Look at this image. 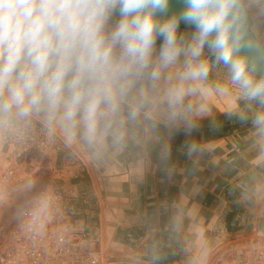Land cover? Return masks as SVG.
<instances>
[{"label": "clouds", "instance_id": "9594fccd", "mask_svg": "<svg viewBox=\"0 0 264 264\" xmlns=\"http://www.w3.org/2000/svg\"><path fill=\"white\" fill-rule=\"evenodd\" d=\"M184 2L182 17L158 22L168 0H0V137L39 123L103 151L144 123L186 118V98L208 93L205 45L242 96L264 108V77L236 55L240 0ZM181 21L196 27L190 42L178 36ZM252 124L264 141V111Z\"/></svg>", "mask_w": 264, "mask_h": 264}, {"label": "crops", "instance_id": "0c3cea01", "mask_svg": "<svg viewBox=\"0 0 264 264\" xmlns=\"http://www.w3.org/2000/svg\"><path fill=\"white\" fill-rule=\"evenodd\" d=\"M245 1L261 39L255 12L264 2ZM195 33L178 27L186 42ZM201 59L209 65L208 93L186 98L193 104L186 118L144 123L103 151L55 134L56 183L72 205L63 222L94 231L101 264H203L230 237L264 234V141L252 124L264 108L242 96L207 45ZM38 157L25 155L24 164L36 167Z\"/></svg>", "mask_w": 264, "mask_h": 264}, {"label": "built area", "instance_id": "2783aa9c", "mask_svg": "<svg viewBox=\"0 0 264 264\" xmlns=\"http://www.w3.org/2000/svg\"><path fill=\"white\" fill-rule=\"evenodd\" d=\"M59 148L55 134L50 135L39 123L23 136L3 138L0 188L22 182L43 166L50 176L13 223L0 228V264H101L94 231L74 229L63 222L72 205L56 183L52 157ZM32 152L39 155L37 166L30 165L23 173L25 155ZM231 248L229 257L222 253L215 264H264L263 233L236 240Z\"/></svg>", "mask_w": 264, "mask_h": 264}, {"label": "rangeland", "instance_id": "374dc122", "mask_svg": "<svg viewBox=\"0 0 264 264\" xmlns=\"http://www.w3.org/2000/svg\"><path fill=\"white\" fill-rule=\"evenodd\" d=\"M262 5L263 6L255 12V15H257L258 18H261L264 23V4ZM254 19L256 20V18ZM258 30L260 29L257 26V31ZM261 39L264 42V34H262ZM26 168L28 169V167ZM49 176V170L42 167L31 176L26 177L22 182L0 188V228L13 223L20 211L28 205L31 197L34 196L49 180ZM244 238L238 237V239H235L230 237L224 240L220 247L215 248L214 251L211 253L209 252L204 256L202 263L215 264V261L220 254L224 253L228 256L227 253L232 249L231 247L233 243H235L236 240Z\"/></svg>", "mask_w": 264, "mask_h": 264}, {"label": "water", "instance_id": "95a60500", "mask_svg": "<svg viewBox=\"0 0 264 264\" xmlns=\"http://www.w3.org/2000/svg\"><path fill=\"white\" fill-rule=\"evenodd\" d=\"M264 2V0H261ZM241 5V20L238 25L241 28L240 48L236 53L237 56L247 60L250 70L258 77H264V44L258 36L257 26L254 17L252 16L245 0H240ZM186 10L184 0H168L167 11L157 13L156 19L158 22H164L167 19L175 17L179 19ZM113 19H119V14H115ZM185 27H196L192 23L180 22ZM214 39V36L211 37ZM62 137L61 134L57 133Z\"/></svg>", "mask_w": 264, "mask_h": 264}, {"label": "trees", "instance_id": "16d2710c", "mask_svg": "<svg viewBox=\"0 0 264 264\" xmlns=\"http://www.w3.org/2000/svg\"><path fill=\"white\" fill-rule=\"evenodd\" d=\"M180 26H183L181 23L179 24ZM185 27V26H184ZM191 28H193V27H191ZM194 29V28H193Z\"/></svg>", "mask_w": 264, "mask_h": 264}]
</instances>
